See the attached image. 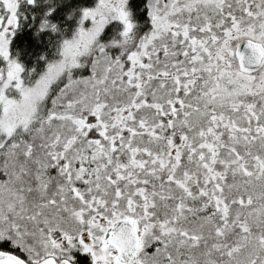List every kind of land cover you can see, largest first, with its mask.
<instances>
[{
  "label": "snow or ice",
  "instance_id": "obj_1",
  "mask_svg": "<svg viewBox=\"0 0 264 264\" xmlns=\"http://www.w3.org/2000/svg\"><path fill=\"white\" fill-rule=\"evenodd\" d=\"M0 264H264V0H0Z\"/></svg>",
  "mask_w": 264,
  "mask_h": 264
}]
</instances>
